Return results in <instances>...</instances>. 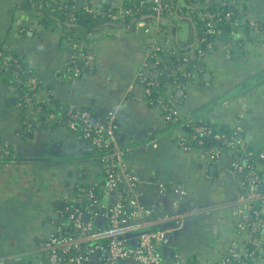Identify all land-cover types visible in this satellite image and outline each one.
Here are the masks:
<instances>
[{
	"label": "crops",
	"instance_id": "0c3cea01",
	"mask_svg": "<svg viewBox=\"0 0 264 264\" xmlns=\"http://www.w3.org/2000/svg\"><path fill=\"white\" fill-rule=\"evenodd\" d=\"M176 1L164 27L169 30V48L181 51L194 46L198 27L192 14L186 15L190 4ZM126 2L75 0L73 5L102 10ZM21 5V0H0V37L28 65L33 83H39L57 110L85 109L97 120L116 111V145L123 163L138 178L137 196L154 214L155 224L179 227L159 248L164 263H209L241 243L245 233L239 232L236 213L242 203L232 158L227 154L212 163L203 149L185 151L179 139L186 129L164 119L162 107L148 101L146 86L138 78L143 71L154 78L161 74L144 68L155 33L109 23L69 32L59 24H41ZM243 17L241 28L230 27L215 40L209 35L215 48L206 51L201 68H193L182 86L168 88V102L161 99L177 118L230 127L247 150L261 152L264 38L254 37L251 23L264 21V0H246ZM79 39L90 44L94 61L83 72L71 73L72 45ZM41 116L21 103L18 88L0 67V264H49L41 242L56 231L58 205L78 193V186L104 182L96 149L79 132L64 124L45 125ZM5 148L11 155L1 157ZM113 200L103 197V203ZM95 222L105 224L101 215ZM262 253L264 262V241ZM88 264L104 262L97 255Z\"/></svg>",
	"mask_w": 264,
	"mask_h": 264
},
{
	"label": "built area",
	"instance_id": "2783aa9c",
	"mask_svg": "<svg viewBox=\"0 0 264 264\" xmlns=\"http://www.w3.org/2000/svg\"><path fill=\"white\" fill-rule=\"evenodd\" d=\"M75 1V0H74ZM133 0H127L128 3ZM218 5L225 7L229 4L238 3L240 13H244V3L246 0H216ZM136 8L121 6L117 7L112 13H107L105 9L95 10L91 6H87V11L91 13L107 14L112 21L124 19L126 16L135 17L141 14L139 20L136 21L135 28H140L145 32L153 31L155 37L149 47L146 55L144 68H150L159 73H166L170 81L167 83L168 88L177 87L176 77L182 72L183 77L190 78L192 74L191 61H196L194 68H201L206 51L215 48V43L207 41L205 38L196 40L194 46L188 51H179V49L171 50V41L169 40V30L164 27L165 19L168 14L174 10L171 0H135ZM192 5V4H190ZM190 7L189 5H187ZM195 8V6H194ZM144 10H149L151 14L148 17L151 20L146 21ZM191 11L187 10L186 15L190 16ZM72 15V14H71ZM199 16L204 18L207 23L206 33L210 36H216L222 33V29L216 24V21L223 19L229 22V26L233 27L241 21L233 20L234 11L218 8L213 12H199ZM254 26V37L262 36L264 38V30L259 26L263 22H252ZM201 44H205L202 49ZM228 49L231 43H227ZM72 57L68 66V71L73 73L83 72L82 68L89 66L94 61V53L90 44L82 39L73 41ZM171 55H182L183 62L177 64L172 69L168 65H163V57ZM83 61V65L79 66L78 61ZM19 69L21 64L15 59L10 47L0 37V67L9 69V67ZM139 80L146 86V97L152 103V89L157 81L151 77V74L141 72L138 76ZM33 83V80H32ZM33 83L32 89L36 87ZM38 102L49 104L50 97L46 95L42 89L38 88L34 93ZM21 103L28 107H33L43 115L41 105L32 102L30 96H21ZM153 104V103H152ZM68 120L66 126L73 131H81L82 138L92 147L102 150V161L104 163V182L102 184H94L90 188H82L69 200L84 201L89 200L92 205L86 209V213L90 214L88 220H85V212L79 208L74 209L67 218L63 219L62 214L58 211L56 220V231L53 235L41 242V249L49 264H88L95 256L102 257L104 264H165L163 261L160 246L167 242L169 235L179 227L166 226L162 229L152 230L155 225V219H151L152 211L145 207L136 194L138 178L129 172L123 163L121 154L116 145V137L114 132V121L116 111L110 112L105 120L94 119L93 115L84 109H72L68 111ZM173 116L177 113L173 108L169 107L164 113V119L172 121ZM185 126H193L196 133H204L206 135L213 134L212 130L204 126H194V120L186 117ZM55 121V115L45 113V122ZM182 134V135H181ZM180 134L179 144L185 151L193 149H201L203 140H198V145H188L190 134L182 130ZM193 137H191L192 139ZM214 138L224 147L212 146L206 152L208 159L212 163H216L222 156L229 155L232 158L233 171L238 176L240 197L242 203L237 210L239 219V232L245 233V238L241 243L234 244L228 254L215 261L205 264H264L262 245L264 241V151L257 156L259 165L247 162L248 157L255 153L247 150L243 138L240 136H226L225 134H214ZM200 146V147H199ZM9 148L3 150V156L11 155ZM244 158L242 161L240 158ZM246 161V162H245ZM177 193L184 195L183 190L178 189ZM127 194V196L125 195ZM114 196L112 202L103 203V197L110 198ZM98 208L95 211L93 208ZM92 215V216H91ZM101 215L105 220V224L97 225L95 217ZM140 222H135V221ZM177 225L180 219L175 221ZM181 225V222H180ZM127 233H141L132 238H124ZM258 234L257 238L254 235ZM132 239V243L128 240ZM252 242L253 247H248L247 243ZM236 262V263H234Z\"/></svg>",
	"mask_w": 264,
	"mask_h": 264
},
{
	"label": "trees",
	"instance_id": "16d2710c",
	"mask_svg": "<svg viewBox=\"0 0 264 264\" xmlns=\"http://www.w3.org/2000/svg\"><path fill=\"white\" fill-rule=\"evenodd\" d=\"M74 0H21L22 2V9L25 10V12H31V14L36 18H38V21L45 25H52V26H56V25H60L62 26L64 29H67L69 32L71 31V29L73 28H78V29H83V30H89L92 31L94 29H98L99 25L101 24H115L117 26H123L130 29H135L136 26V21L139 20L141 17V14L138 13L134 18L131 16H126L124 19H120L117 21H112L110 19V17L107 14H99V13H91L87 11V6H75L73 5ZM202 0H185L186 4H192L189 5L190 7H186V9L191 11L192 17H193V21L196 22L197 24V40H200L202 38H205L207 41H211V39L209 40L208 37L209 35L206 33V20L204 18H201L199 16V12H213L214 10L218 9V8H222V9H230L234 11V17L233 20L240 22L241 21V17L243 16V13H240L239 9H238V3H234V4H229L226 5L225 7H221L218 5V1L216 0H211V2L206 5L205 7H197L195 4L196 2H199ZM135 0H133L132 2L128 3L126 2L124 4V6H128V7H133L136 8L137 5H135ZM176 0H171V3L173 5V8H175V4H176ZM70 3H72V5L70 6ZM195 6V8H194ZM115 9H117V7H107L105 8L106 12H113ZM35 12V13H34ZM72 14V15H71ZM144 14L145 16H147L145 18L146 21L151 20L149 16V14H151V12L149 10H144ZM216 24L219 25V27L222 29V33L226 34L227 32V27L229 26V22L225 21L224 19L222 21H216ZM240 26H243V23H237L236 25H234L233 27L239 29L241 28ZM259 28L263 31L264 30V24L260 25ZM221 33V34H222ZM215 38L217 39L218 36H214V40ZM5 42V41H4ZM6 43V42H5ZM202 46V44H201ZM190 49V47L187 48H182V52L183 51H188ZM15 59L21 64V67L19 69L15 68V67H9V69H2L5 74L7 75V78L9 79V81L18 88L20 97L26 95V96H30L32 98V102L33 103H37L36 105L42 107V112L43 115L40 117V120L43 122V124L45 125H52V124H64L66 125L67 120H68V110L66 111H59L57 110V106L56 104L52 101V99L50 98V102L53 104V106L55 108H52L49 104H45L42 102H38V100L36 99V95L34 94L38 88H40L41 86L39 85L38 82H36V87L33 90L32 86V73L30 71V68L28 67V65H26V63L24 61H22V59L19 57L18 54L13 53ZM183 62V56L182 55H173L171 58L170 57H163L162 63L163 65H168L170 69H172L174 67V65L180 64ZM83 61H78L77 64L79 66L83 65ZM192 65H190V68L193 69L194 65L196 63V61H191L190 62ZM84 67L82 68V70L84 71ZM182 72L178 73L176 79V82L178 83V85H183L184 84V77L183 74H181ZM157 81L156 85H153L151 87L152 89V103L153 104H158L162 107L164 113L168 111V105H166V102H168V96L167 95V90H168V86L167 83L170 81L169 77L167 76L166 73H161L157 78H154ZM165 94V95H164ZM161 96L165 97V101H163V99H161ZM85 110V109H84ZM45 113H52L55 115V121L53 122H45ZM194 120V126H204L206 128H209L212 130L213 134L211 135H206L204 133H196L194 131L193 126H185V120L184 119H179L177 118V116H173L172 121H169V123L171 125L177 126V127H181L183 129H186V132H188L190 134L189 136V140L186 142V144L188 145H198V140H203V143L201 145V148L204 151H207L210 147L212 146H218V147H224L225 146L220 143V141L216 140L214 138V134H225L226 136H239L233 129H231L230 127L227 126H217L215 124L212 123H208V122H204V121H199L196 118H193ZM79 132V134L81 135V131H77ZM82 137V135H81ZM191 137H193L191 139ZM83 139V138H82ZM200 147V146H199ZM97 153L100 154V158L102 160L103 156L101 155L102 150H98L96 149ZM252 152H254L255 154L251 157H248L246 159L247 162L249 163H254L256 165H259V161L257 160L258 158V154L260 153V151H254V150H250ZM242 161H244V158H240ZM246 162V161H245ZM103 169H104V163H103ZM264 173V172H263ZM105 175V173H104ZM91 186H84V185H80L77 187L78 192L81 191L82 188H90ZM127 196V194H125ZM92 205V202L89 200H84V201H77V200H64L62 201L61 204L58 205V211H60V213L62 214V218L65 219L69 216V214L76 208H79L80 210L84 211L85 216L87 215L88 218L90 216V214L86 213V209ZM95 211H98V208H93ZM92 216V215H91ZM151 219H155L154 214L151 215ZM165 226H160L158 224H155L151 227L152 230H157V229H162ZM258 234L254 235V238H257ZM128 242L132 243V239L128 240ZM248 247H253L252 242H248L247 243ZM236 263V262H234Z\"/></svg>",
	"mask_w": 264,
	"mask_h": 264
},
{
	"label": "water",
	"instance_id": "95a60500",
	"mask_svg": "<svg viewBox=\"0 0 264 264\" xmlns=\"http://www.w3.org/2000/svg\"><path fill=\"white\" fill-rule=\"evenodd\" d=\"M72 5V3H70V6ZM229 28L230 27H227V31L229 30ZM208 38H210V36L208 37ZM203 46H205V44H203ZM235 49H238V47L237 46H235L234 47ZM249 138H247L246 137V140H248ZM262 190H264V185L262 186V188H261ZM85 220H88V216L86 215L85 216ZM135 222H140L139 220L138 221H135ZM141 233H135V234H133V233H127L125 236H124V238H127V239H129V238H132V237H136V236H138V235H140Z\"/></svg>",
	"mask_w": 264,
	"mask_h": 264
}]
</instances>
